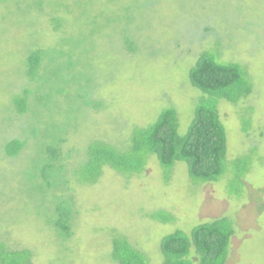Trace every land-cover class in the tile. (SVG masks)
<instances>
[{
    "label": "rangeland",
    "instance_id": "obj_1",
    "mask_svg": "<svg viewBox=\"0 0 264 264\" xmlns=\"http://www.w3.org/2000/svg\"><path fill=\"white\" fill-rule=\"evenodd\" d=\"M49 49L74 51L79 80L72 92L54 97L52 109L42 101L35 106L37 95H31V111L21 116L15 95L26 88L39 92V78L28 74L29 57ZM216 49L223 62L245 65L254 83L240 104L219 105L229 159L256 150L243 196H229L230 176L195 186L183 162L166 183L152 157L130 180L107 168L97 184L73 180V192L60 189L75 198L73 236L63 238L47 222L54 216L49 195L33 180L38 155L65 134L63 155L72 151L67 162L73 167L86 161L92 141L126 149L134 128L153 125L173 107L185 134L204 96L193 87L191 72L204 51ZM67 62L68 55L45 58L50 76L41 93L51 91ZM83 91L85 102L92 98L103 106L86 107ZM56 123L52 140L49 129ZM14 139L27 145L11 158L5 150ZM162 209L176 221L166 225L148 217ZM222 217L234 219L237 229L227 264H264V0H0V242L32 250L34 264H116L114 238L122 235L152 264H162L165 236Z\"/></svg>",
    "mask_w": 264,
    "mask_h": 264
},
{
    "label": "trees",
    "instance_id": "obj_2",
    "mask_svg": "<svg viewBox=\"0 0 264 264\" xmlns=\"http://www.w3.org/2000/svg\"><path fill=\"white\" fill-rule=\"evenodd\" d=\"M58 20L59 17H53L54 24L58 25ZM133 44L131 39H127L126 45L131 51L135 49ZM216 50L204 51L191 72L193 87L202 91L204 96L185 134L181 133L179 111L173 107L166 109L153 125L134 128L126 149L100 140L92 141L86 153V161L73 167L67 162L72 151L67 156L63 155V146L69 141L68 134H65L56 143L49 144L43 154L38 155L39 172L35 173L36 179L33 180L40 182L44 187L43 193L49 195L54 216L47 222L53 224L63 238L73 236L75 198L74 195H60V189L69 188L73 180L84 185L97 184L107 168L130 180L145 171L152 157L159 161L166 183L171 181L177 164L183 162L188 165V176L195 186L220 183L226 176H230L226 186L229 196H243L244 180L253 170L256 150L238 159H229L227 127L222 120L219 105L222 101L240 104L253 94L254 83L245 65L223 62L220 51ZM61 51L37 50L29 57L28 74L34 80L39 78V92L26 88L23 95H15L14 105L21 116L31 111L28 105L31 95H37L34 98L35 106L38 101H42L44 106L52 109L50 104L56 95L65 96L72 92L70 85L79 80L75 72L78 66L75 53L70 49ZM52 53L68 55V62L66 66L60 67L51 91L41 93L50 76L44 60ZM83 92L80 94L86 107L103 106V103L94 102L92 98L85 102L86 93ZM244 124L247 132L250 120L244 121ZM59 126L60 123H56L53 129H49L53 133L51 139ZM26 145V141L14 139L7 143L5 152L11 158L17 157ZM69 173H72L71 179ZM68 191L73 192V189L69 188ZM148 217L166 225L176 221L174 214L163 209L148 214ZM235 222L230 217H222L202 223L190 233L179 229L165 236L160 248L162 264H195V261L199 264H227L232 252L233 237L237 234ZM34 256L32 250H13L0 242V264H34ZM111 258L116 264H152L141 249L134 247L122 235L114 238Z\"/></svg>",
    "mask_w": 264,
    "mask_h": 264
}]
</instances>
